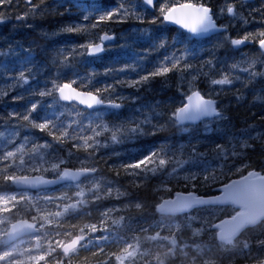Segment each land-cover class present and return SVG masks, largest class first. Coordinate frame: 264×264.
Here are the masks:
<instances>
[{
    "label": "snow or ice",
    "instance_id": "snow-or-ice-1",
    "mask_svg": "<svg viewBox=\"0 0 264 264\" xmlns=\"http://www.w3.org/2000/svg\"><path fill=\"white\" fill-rule=\"evenodd\" d=\"M21 0H0V23L6 19L5 12L7 7L19 4ZM27 11L23 15L17 16V20H24L28 16L43 15L47 11V0H23ZM64 3L74 4L77 0H57L55 6H63ZM264 5V0H261ZM241 0H222L218 8L214 9L211 0H199L198 3H179L174 4L172 0H164L158 9L159 16H153L148 21L150 24L169 22L177 24L186 30L191 36L216 37V42L208 49L206 58H202L194 49L183 47L187 38L183 35L174 38L169 44L166 37L153 35L148 37L151 41L147 48L136 51L133 47L137 40L147 36V30L136 28L134 33L140 35L132 36L131 45L125 39L131 52V62H125L119 68L107 69L105 76L115 75L119 77L125 74L122 79H114L113 83H105L103 87L92 90H77L73 87L79 82L82 88L88 89L95 78V73L81 77L74 73L75 79L71 82L60 83V73L64 69L73 67V61H82L84 57H98L108 47L107 42L116 40V34L110 27L112 24H127L129 21H136L141 24L145 22L146 13L149 10H156V0H116L115 5H93L89 10L85 6L81 18L61 27L55 34H77L86 36L85 42L71 47L65 46L59 50L53 64L56 65V72L45 75L47 65L32 55L31 48L22 46H9L7 51L0 50V57H15L17 65H12L7 59L0 60V78L8 81V91L0 88V100L9 94V91L23 89L22 92L12 97L15 101H26L21 111L13 109L8 113V119L0 122V192L9 186H15V191L4 192L0 195V212L12 213L13 209L17 212L25 210L28 213H36L31 216L33 223L26 219L19 220L11 224V230L5 231L3 235L10 239L19 234L25 233L33 236L37 242L35 248L24 249L23 251L2 250L0 262L3 264H73L78 259L80 251L90 252L97 258V264H136L138 258H143L145 264H167V255H156L153 259H148V253L142 250L141 240L134 237L135 243L129 240H121L113 236L112 229L108 225V218L114 213H119L121 209L115 207L105 208L99 211V226L97 223H85L83 226L72 224L71 228L78 231H61L64 223L69 219L79 218L83 215H91V210L101 207V201L110 199L114 193L117 198L126 197V191L113 189L115 181L103 182V177L99 176V169L96 166L88 165V160H95L96 155L101 149L108 148L110 145L123 143L140 135H146L145 128L151 125L153 134L160 130L153 124V111L156 106L141 104L135 108L134 112L139 115L130 114L120 118L119 110L124 107L126 101L136 102L138 97H125L118 92V88H131L137 92L150 86L155 78H163V83H167L169 74H176L180 84H187V92L182 93L186 99L181 107H177L172 112L170 120H174L178 125L185 122H195L202 117H216L223 119L222 113L217 110L216 101L208 94H202L198 88V81L201 77L207 78L212 86L232 85L234 81L241 80L239 73L246 74L248 84L255 82L258 78H264V70L257 66V60L251 62L232 63L227 72L221 71L219 78H212V73L217 64H223L216 55V50L222 48L225 42L232 48L240 49L241 46L248 44L258 45L261 55H264V7L252 8L248 17L252 13H259L261 27L257 31H249L244 35L233 37L231 28L235 25L233 21L240 19L243 25L254 22L238 10ZM79 6V5H77ZM63 15V14H61ZM227 18L228 23L220 24V18ZM180 47H177V46ZM172 48L168 52V48ZM165 50V54L158 58L152 68H145V61L153 52ZM198 61L199 63H195ZM264 65V62H260ZM207 69V70H206ZM134 73L135 76L127 75ZM108 93L107 97L103 94ZM239 99V97H238ZM76 101L80 105H85L87 109L94 110L97 107L113 110L117 117L115 120L104 122V118L99 111L95 115L91 112L84 114L82 110L73 107L75 118L65 121L64 115L59 108L65 107L62 102ZM157 115H159L157 113ZM87 121V122H85ZM36 130L51 139H41L23 137V142L18 143L17 137L20 130ZM187 130V129H185ZM251 137L244 139L239 146L233 145L231 155L229 150L221 144H217L215 151L218 157H223L225 164L229 159L244 165L247 159V152L254 150L255 145L252 140L258 139ZM30 148H26L27 145ZM70 144L67 155L60 154V149ZM59 146V147H57ZM75 150V151H73ZM83 151L87 155L81 159L77 153ZM198 153L193 146L191 160L198 159ZM80 164V167L72 170L66 165L71 163L72 158ZM17 162L19 168L24 172L41 173L40 175L30 176L17 174ZM173 158L169 156L165 147H160L142 154L139 157L130 158L126 162H121L111 167L116 176L128 175L143 180L149 173L155 175L161 171H167L172 164ZM179 167H183L188 161L176 160ZM238 172L252 167L251 164L244 165L243 168L237 167ZM231 170V169H229ZM173 168L169 175L176 173ZM207 169L202 172L207 173ZM44 173H51L52 179H45ZM248 177L252 178L254 186L261 194H264V168L260 171H248ZM185 181L198 182L201 179L200 173H191L183 177ZM205 182L214 180L211 174L203 175ZM62 185L61 194L48 195L45 186ZM139 187L140 185H136ZM38 189V194L33 196L29 189ZM246 189H235L228 185L223 189V194L210 199H202L189 193L187 197L177 194L176 200L164 201L157 206V211L161 213L182 212L193 205L214 206L218 204H236L247 208L244 199ZM40 193H43L41 195ZM55 204L56 211L50 210ZM24 205H28L24 209ZM126 208H134L142 211L145 205L140 201H129ZM87 209V212L85 210ZM126 217L120 215L118 220H113V224L124 222ZM264 221V211L255 213H245L239 223L231 228H225L222 224L213 223L211 219L206 221L207 230L213 234V238L222 244H233L243 231L248 227ZM55 225V227H52ZM183 225L159 224L156 229L142 228L141 231L149 233L147 239L159 242L162 246H171L170 251H174L177 246L176 233L182 229ZM165 232L168 235H165ZM102 233L101 235H96ZM61 237H70L62 239ZM46 240L45 247L41 241ZM122 245L117 251H106L110 244ZM187 247V245H185ZM259 251L253 253L251 245L244 243L242 251L248 253L247 259L251 264H264V240L257 244ZM39 254H33L34 252Z\"/></svg>",
    "mask_w": 264,
    "mask_h": 264
},
{
    "label": "trees",
    "instance_id": "trees-1",
    "mask_svg": "<svg viewBox=\"0 0 264 264\" xmlns=\"http://www.w3.org/2000/svg\"><path fill=\"white\" fill-rule=\"evenodd\" d=\"M185 1L199 2V0H172V3L176 4ZM115 3L116 0L77 1L74 4L64 3L63 6L56 7V1L47 0V11L43 15L38 14L36 16H28L24 20H17V16L23 15L27 11L23 0H21L19 4L7 7L5 12L6 19L3 23H0V50L7 51L10 45L12 47L31 48L32 55L47 65L45 75H51L56 72V65L53 64V60L59 50L65 46L71 47L84 43L86 39L84 35L55 33H58L64 25L80 19L84 13L85 6L90 10L93 5L113 6ZM161 3H164V0L156 1V10L148 11L145 14L146 19L143 24L129 21L127 24L110 25L116 34V40L110 43L109 47L98 57H84L82 61H73L72 68L64 69L60 73L61 79L59 82H71V80L76 78L74 73H78L83 77L93 73L94 70L95 78L88 89L82 88L79 82L73 86L79 90L95 91V88L103 87L105 83H113L114 79L117 78L122 79L125 74L116 77L115 75L105 76L104 73L107 69L119 68L125 62H131V52L128 45H125V39L131 45L132 36L140 35L133 32L136 28L147 30V36L144 39L137 40V43L133 46L136 51L147 48L151 43L148 37L153 35L166 37L169 44L172 43L174 38H180L183 35L187 38L183 47H190L202 58H206L208 49L216 42L215 36L195 39L182 30L164 22L157 24L148 23L153 16H159L158 9ZM211 3L215 9L219 7L222 0H211ZM257 7H264L261 4V0L241 1L238 10L248 17L249 11ZM248 18L250 20L254 19V22L246 26L243 25V21L240 19L232 22L235 25L234 28L230 29L233 37L242 36L249 31L259 30L261 27L259 13H252V16ZM217 22L223 24L229 21L227 18L222 17ZM177 47L180 46L178 45ZM167 51L171 52L172 48L169 47ZM164 54L165 50L163 49L159 52H153L145 61V68L150 70L158 58ZM216 55L224 63L216 65L212 78H219L221 71L227 72L232 63H244L246 66V63L251 62L253 59H256L257 66L264 70V65L260 63L264 62V55L260 54L256 44H248L240 47V49H234L229 43L225 42L222 48L216 50ZM0 60H2L1 57ZM195 63L198 64L199 62L196 61ZM127 75L135 76L134 73H128ZM239 75L241 80L234 81L232 85L223 86V90H221V86L210 85L207 78H200L197 82L199 90L202 94H208L216 100L217 108L222 113L223 119L216 117L204 119L195 125H177L174 120L169 119L172 112L183 104L184 95L182 93L188 91L187 84H180L176 74H169L167 83L162 82L163 78H155L150 86L143 87L138 92L127 87L118 88V92L125 97H138L135 103L130 100L125 102L124 107L119 110L120 118L127 117L130 114L139 115L134 110L141 104L156 106L152 113L153 124H156L160 130L155 131L153 134L152 126L148 125L145 128L146 135H140L123 143L110 145L108 148L101 149L94 161L88 160L86 162L88 165L96 166L100 170L98 175L103 177L104 183L115 181L112 185L113 189H119L122 192L126 191L128 195L117 198L114 193L110 199L100 202L101 207L99 210L93 208L90 216L83 215L79 218L67 220L60 230L78 231V229L74 230L71 228L72 224L83 226L85 223H97L99 226V211H103L108 207H115L121 209V211L114 213L107 221L112 229L113 236L119 237L121 240L127 239L132 243L135 241L134 237L139 238L142 244L146 246L144 252L148 253L149 260L159 254L161 256L167 255V264H251V261L247 259L248 253L242 251V248L244 243L247 242L251 245L253 253L259 251L257 244L259 241L264 240V221L248 227L233 244L227 245L213 238V234L207 230L206 221L211 219L213 223L217 224L240 211V208L230 203L214 206L197 205L185 212L171 214L157 211V206L162 199L172 197L173 193L191 192L202 196L214 195L218 192V187L230 180L248 175V171H260L264 168V78H258L255 82L248 84L246 74L239 73ZM8 83L5 79L0 78V88L5 91H8ZM22 91L23 89L11 90L7 96L0 100V122L7 120L8 113L13 109L17 111L23 109L26 101L14 102L12 100L13 96ZM108 95V93L103 94L104 97ZM73 107L82 110L84 114L91 112L94 115L95 111H102L104 122L117 118L113 114V110L101 108L95 111H88L74 103H69L65 104V107L59 108V111L64 114L62 119L67 121L75 118ZM258 134L259 138L251 141L255 145L254 150L247 152V159L244 165H252L247 170L238 172L236 167H232V165L236 163L237 167L241 168L244 165H240L232 159H229L227 164H225L223 157L217 156L215 151L217 144L224 145L231 155L234 144L238 147L244 139L249 136L257 137ZM26 135L30 138L34 135L39 137L41 141L43 139H51L36 130L29 132L27 129H21L20 136L16 138L17 142L22 143L23 137ZM193 146H195L199 154L196 160L190 159L193 154ZM26 147L30 148L31 145L29 144ZM160 147H165L174 161L168 166L167 171H161L155 175L149 173L146 178L141 180L140 178L124 174L117 177L115 172L110 170L113 165L147 154L149 151ZM68 148H70V144L60 149V154L66 156ZM76 155L83 159L87 154L81 151ZM176 160H184L188 161V163H185L181 168L175 163ZM66 166L76 169L80 167V164L73 157L71 163ZM173 168H176L177 171L170 176L169 173L172 172ZM205 168L208 170L207 173L202 172ZM191 173H200L201 179L198 182L185 181L183 177ZM17 174L40 175L41 173L24 172L17 165ZM205 174H211L215 179L205 182L203 179ZM43 175L53 177L51 173H44ZM0 185H2V181H0ZM136 185L140 186L137 187ZM46 189L48 195L59 196L62 185ZM15 190L13 186H9L4 189V192L11 193ZM4 192H0V195L4 194ZM29 192L33 196L38 194V190H29ZM40 194L43 195V193ZM130 200L140 201L145 207L142 211L126 208L125 205ZM27 208L28 205H24V209ZM50 210L53 212L57 210L55 204L50 207ZM85 212H87V209ZM0 213L6 218L0 222V254H2L3 233L6 231L9 222L18 218L31 220V216L36 213L34 211L28 213L25 210L17 212L15 209H13L12 213ZM120 215H124L126 220L119 224H113L112 221L118 220ZM177 223L183 225V227L175 235L177 246L174 251L169 250L171 246H162L157 241L147 239L146 237L149 233L141 231L142 228H148L149 226L152 229H156L159 224L174 225ZM52 227H55V225ZM101 234L97 233L96 235ZM165 235H168V233L165 232ZM61 238L70 239V237ZM36 243L31 235L22 238L20 243H16L17 247L15 250L23 251L28 248H35ZM41 243L45 247L47 246L46 240H42ZM121 246L112 243L105 250L117 251ZM33 254H39V252L37 251ZM0 264H3V262H0ZM73 264H97V258H94L90 252L80 251L78 259L74 260ZM136 264H145V261L143 258H138Z\"/></svg>",
    "mask_w": 264,
    "mask_h": 264
},
{
    "label": "water",
    "instance_id": "water-1",
    "mask_svg": "<svg viewBox=\"0 0 264 264\" xmlns=\"http://www.w3.org/2000/svg\"><path fill=\"white\" fill-rule=\"evenodd\" d=\"M53 1H56L57 2V0H53ZM77 1L78 2H86V1H100V0H77ZM241 1L251 2L253 0H241ZM187 2H189V1L179 2V3H187ZM179 3H176V4H179ZM149 11H153V10H149ZM164 23L165 24H168L170 26L176 27V28L182 30L183 32H185L186 34H188L189 36H191V34H189L186 30L180 28V26L177 25V24H173V23H169V22H164ZM191 37H193L195 39L207 38L206 36H202V37H194V36H191ZM112 42L113 41L107 42V43L110 44ZM241 47H243V46H241ZM257 47H258V45H257ZM101 54H99V55H101ZM77 90H79V89H77ZM186 102L187 101H186V99L184 97L183 103H186ZM62 103H64V104L74 103V104H76L77 106H79V107H81L83 109H86L88 111H93V110L87 109L85 105L78 104V102H76V101H73V102H62ZM216 107H217V105H216ZM99 108H101V107H97L95 110H97ZM217 110H218V108H217ZM211 118H214V117H202L198 121H195V122H185L183 125H195V124H198L199 122H201L204 119H211ZM68 168H70V167H68ZM70 169L75 170V168H70ZM36 175H39V174H34V175H30V176H36ZM44 178L45 179H52L53 177L44 176ZM58 185H60V184L48 185V186H45V187L46 188H52V187H55V186H58ZM228 185H232L235 189H241V188H245L246 189L244 199L246 200L248 206H247V208H245V207H242L240 205L231 204V205H233L235 207H238L240 209H243V210L236 212L233 216L229 217L228 219L222 220V221L218 222L217 224H222L226 229L227 228H231L233 225H235V224H237V223L240 222V220L242 219V217H243V215L245 213H248V212L255 213V212L264 211V194H261L258 191V189L253 184L252 178H249L248 175L241 176V177H238V178H234V179L230 180L229 182L223 184L222 186L219 187L218 192L216 194H214V195L202 196V195H195V194H193L191 192H177L176 195L170 201L176 200L177 194H180L181 196L187 197L189 195V193L193 194L194 196L200 197L202 199H210V198H213V197L222 195L223 194V189L226 186H228ZM13 188L15 189V186H13ZM29 190L35 191V190H38V189L32 188V189H29ZM193 206H197V205H193ZM189 209L190 208H188V209H186V210H184L182 212H185V211H187ZM177 213H180V212H177ZM22 219H26L30 223H33V221L30 220V219H27V218H18V219H15V220H12V221L9 222L6 231H10L11 230V224H15L19 220H22ZM28 236H31V235L30 234L21 233V234H19V237L18 238L16 236H14V237H12L10 239L8 236H5L4 235V239H3L2 244H1V249H4V248L12 245L16 241H18V240H20L22 238L28 237Z\"/></svg>",
    "mask_w": 264,
    "mask_h": 264
},
{
    "label": "rangeland",
    "instance_id": "rangeland-1",
    "mask_svg": "<svg viewBox=\"0 0 264 264\" xmlns=\"http://www.w3.org/2000/svg\"><path fill=\"white\" fill-rule=\"evenodd\" d=\"M1 59H2V60L7 59L8 62H9L10 64L14 65V66L18 64V61L16 60L15 57H8V58L1 57ZM99 112L101 113L102 111H99ZM101 114H102V113H101ZM94 115H95V114H94ZM2 130H3V129H2ZM26 148H27V147H26ZM17 165H18V163H17ZM218 189H219V187H218ZM217 191H218V190H217ZM176 193H177V192H176ZM176 193H173L172 198L176 195ZM172 198H166V199H164L163 201H161L159 204H163L164 201H166V200L170 201ZM242 210H243V209H240V211H242ZM5 219H6L5 216H4L3 214L0 213V222H2V221L5 220ZM20 241H21V239L18 240V241H16V242L13 243L12 245H10V246L4 248V249H9V248L16 249V247H17V246H16V243L18 244V243H20ZM134 243H135V241H134ZM141 244H142V242H141ZM4 249H2V250H4ZM145 249H146V246H145L144 244H142V250L145 251Z\"/></svg>",
    "mask_w": 264,
    "mask_h": 264
},
{
    "label": "flooded vegetation",
    "instance_id": "flooded-vegetation-1",
    "mask_svg": "<svg viewBox=\"0 0 264 264\" xmlns=\"http://www.w3.org/2000/svg\"><path fill=\"white\" fill-rule=\"evenodd\" d=\"M168 198H172V197H168ZM164 199H166V198H164ZM164 199H162V201H163Z\"/></svg>",
    "mask_w": 264,
    "mask_h": 264
}]
</instances>
